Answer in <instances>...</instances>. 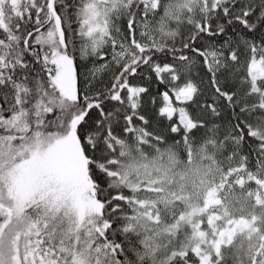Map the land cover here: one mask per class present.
<instances>
[{"label":"snow or ice","instance_id":"6c2138e0","mask_svg":"<svg viewBox=\"0 0 264 264\" xmlns=\"http://www.w3.org/2000/svg\"><path fill=\"white\" fill-rule=\"evenodd\" d=\"M0 264H264V0H0Z\"/></svg>","mask_w":264,"mask_h":264}]
</instances>
